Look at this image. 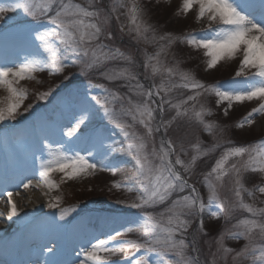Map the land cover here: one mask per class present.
<instances>
[{
	"label": "snow or ice",
	"instance_id": "6c2138e0",
	"mask_svg": "<svg viewBox=\"0 0 264 264\" xmlns=\"http://www.w3.org/2000/svg\"><path fill=\"white\" fill-rule=\"evenodd\" d=\"M159 2V0H157ZM198 6L196 13L197 22L207 19V29L200 33L190 32L182 37L166 33L157 37L153 27L142 19L144 9L138 0H112L110 12L101 18L99 10H90L74 0H7L0 3V22L10 17L8 13L21 12L24 19L15 22V26L8 28L7 25L0 29V43H21L28 49L23 57L16 60L5 58L0 62V88L7 90V97L0 100V125L5 122L16 121L23 113L19 111L28 95L26 87H18L20 81L35 80L36 73L47 71L50 75L60 74L69 66L81 65L80 74L99 68L101 65L116 60L132 62V57L121 51L119 47L98 42L103 36L105 40H113L111 31L105 33L104 28L108 25L111 13H117L119 9H127L128 31L134 32L137 41L143 39L151 43L156 39L167 41L162 44L154 54L145 53L144 67L151 66L153 75L165 72L169 77L175 75L177 70L162 67L160 56L166 49L180 40L192 48H203L206 61V69L214 68L220 61L234 59L238 54L242 55L239 68L235 72L232 81H217L215 84H205L196 79L191 71H180L182 83L171 84L170 81H162L159 86H151L146 91H138L136 94L144 97L143 102L133 103L129 98L130 107L125 108L121 104L120 112L117 113L112 107L118 100L124 97L118 92L105 88L104 85H95L89 81L90 88L99 87L107 95H93L89 91L79 95L70 101L66 112L49 117L52 125L60 134V139L50 142L46 136L41 137L42 147L38 149L40 156L33 154L34 164H38L34 174L38 176L35 183L29 179L22 184L24 189L44 188L49 191L59 189L60 185L52 178L53 172L62 175V182L81 177L92 176L99 168L107 170L112 174L117 171V165L104 164L102 161L109 159L110 155L123 151L124 146L116 147L112 139L114 133L112 127L118 128L127 139L126 149L134 152L135 164L138 169V192L136 200L127 202V206L133 209H148L165 204L174 194H178L171 204L158 214L143 211L134 220L126 222L124 231H131L133 227H142L143 242L115 243L116 237L121 235L120 231L108 234L105 238H96L88 247H81L76 252L75 264H113L111 257L122 250L130 248L145 249L146 252L156 254L155 260H150L146 255L137 259L134 264H201L199 248L196 246L195 238L192 241V249L195 255L188 256L186 250L188 244L183 237L191 224V218L202 217L205 210L212 217L224 213L225 218L231 217L236 205H229L226 200L220 198L218 187L223 186L226 176H234V196L239 207L252 214L253 219H242L238 226L241 231L229 233L231 238H243L247 241L238 251L227 248L223 244L224 233L217 240L219 245L217 253L221 259H226L228 253L234 252L232 260L234 264H241L249 260L251 264H264V245L257 246V235L264 241V208H256L252 204L244 202L243 193L253 195V190L245 188L242 175L249 170L264 174V140L254 144L227 147L215 160L210 171L203 177V186L207 189V202L202 198L201 192L190 184L186 174H190L197 160L206 156L209 152L219 147L214 143L211 147L201 148L200 141L193 145L196 154L187 162L176 154V148L171 140L161 138L159 150L152 149L151 156L158 157L159 164L154 165L146 151L145 136L138 135L135 131H129L132 125L123 123L119 115H130L133 122H138L146 130V136L152 138L155 133L164 129L166 135L168 125L178 117L190 116L203 125L206 132L212 133L215 122L205 121V115H211V110L200 105L199 110L195 108V102L205 92L214 94L217 105L226 102L231 108L234 102L243 103L259 99L261 103L252 109L243 118L237 127L243 128L245 124L253 123L255 114H264V0H182L179 12L187 14ZM119 19V15L116 17ZM124 25H121L123 30ZM152 32L151 39L148 33ZM94 45V46H93ZM155 62V63H153ZM108 80L123 78L127 81L136 80L137 77L128 67L121 68L112 74L101 73ZM242 77V86H234L236 78ZM67 79V77H65ZM168 84L169 86H165ZM59 85L56 86L58 88ZM129 91L133 89H144V85L137 81L129 83ZM184 88L192 90L193 94L173 103L171 99H165L161 95L172 91L173 88ZM55 88L37 94L38 99L46 100L53 94ZM156 98H159L157 101ZM192 103V107L187 105ZM175 109L172 120L165 121L163 113L165 105ZM33 106L24 109L28 112ZM228 108L225 109L227 114ZM161 119L156 121V114ZM70 125V126H68ZM109 143H105V142ZM183 151V148H181ZM46 154V158H45ZM247 155V159H243ZM174 156V159H173ZM100 157V162H94ZM241 158L235 163L229 161ZM179 166V169L177 168ZM214 178V179H213ZM115 187H125L132 191V185H123L114 182ZM187 194L180 195L182 193ZM259 193L264 194V185L258 187ZM6 202L11 206L8 218L19 216V210L13 201V192L5 193ZM19 195V193H15ZM48 195V192H45ZM62 200L60 196L50 197L48 207L59 208ZM0 197V203H4ZM124 203V201H120ZM215 205L216 210L213 209ZM75 209L73 208L72 211ZM69 209H59L60 221H51L55 230L65 229ZM185 217H188L187 219ZM197 229L204 232L203 219L198 220ZM206 234V233H205ZM47 243H51L48 241ZM47 243L39 245V256L44 257V264H67L61 259L62 250L57 242L52 246ZM212 264H216V253H213ZM39 256L33 259H39ZM176 258V259H174ZM0 264H8L0 260ZM27 264V262H21Z\"/></svg>",
	"mask_w": 264,
	"mask_h": 264
},
{
	"label": "rangeland",
	"instance_id": "374dc122",
	"mask_svg": "<svg viewBox=\"0 0 264 264\" xmlns=\"http://www.w3.org/2000/svg\"><path fill=\"white\" fill-rule=\"evenodd\" d=\"M74 2L80 3L82 6L88 7L90 10H99L101 12V18L110 12L112 0H74ZM129 0H125L128 3ZM0 3H7V0H0ZM139 5L144 9V15L142 19L150 24L157 37L166 33H171L174 36L182 37L190 32L200 33L201 30L207 29V19H202L197 22L196 13L198 6H194L191 11L184 14L182 11L178 13L181 8L182 0H138ZM119 15V19L116 17ZM10 19L0 22V29H3L5 25L8 28L15 26V22L24 19L21 12H13L7 14ZM173 17V22H171ZM181 21V22H180ZM121 25H124L121 30ZM128 17L127 9L121 8L117 13H111V18L104 31H111L113 34V40H105L103 36L98 42L110 44L113 47H119L121 51L132 57V62L124 60L110 61L99 68L80 74L81 65L78 63L75 66L69 65L63 73L50 75L47 71L36 73L35 80H23L20 81L18 87H26L28 89V95L23 105L19 109L22 116H18L16 121L5 122L0 125V176L7 179L15 180L19 177L17 174V166L27 164L35 171L38 168V164H34L33 154L40 156L41 152L38 150L42 147L41 137L46 136L50 142L60 139V134L57 129L52 125L49 117L59 115L62 112H66L69 102L75 100L79 95L83 94L85 90L89 91L93 95H107L103 89L96 87L90 88L89 81L95 85H104L105 88L111 91L118 92L124 97L123 101H117L112 107L117 113L120 112L121 104L125 108L130 107L128 99L130 98L133 103H141L144 97L137 95L138 91H146L149 87L155 85L159 86L162 81H170L171 84L179 85L182 83L180 79V71H191L196 79L203 81L207 84H215L217 81H232L231 75L235 74L239 68L240 59L242 55L238 54L234 59L222 60L214 68L206 69V61L208 59L205 56V50L203 48H192L187 43L176 40L174 44L166 49L165 53L160 56L162 67H169L177 70L175 75L169 77L167 73L161 72L153 75L151 66L145 69L144 59L145 53L154 54L162 44H166L167 41H161L156 39L154 42L148 43L143 39L137 41L135 39V33L128 31ZM148 37L151 39L153 33L149 32ZM94 46V45H93ZM190 47V49H189ZM192 49V50H191ZM183 50H189L188 54L197 53L198 56L194 57L190 55L191 62H182ZM28 49L21 43H9L5 45L0 43V58L4 59L11 56L14 59L23 57L27 53ZM155 63V62H153ZM186 64H193L191 66ZM128 67L132 73L137 77L136 80L127 81L123 78H117L115 80H108L106 76L101 73L108 72L112 74L119 71L121 68ZM67 77V79H65ZM139 81L144 85V89H133L129 91V83L135 84ZM243 78H236L234 86H242ZM59 85L58 88L56 86ZM169 86L168 84L165 85ZM50 88H55L51 96L46 100L38 99L37 94L42 91H46ZM181 88H173L171 92L165 94L161 92L165 99H171L173 103L179 101L181 96ZM189 91L190 89H185ZM180 91V92H179ZM192 93V90H190ZM189 93V94H191ZM8 95L7 90L0 88V100H3ZM157 101L159 98H156ZM216 96L214 94H208L205 92L201 95L197 102H195L196 110H199L200 105L210 109L211 103L215 101ZM261 101L259 99H253L251 101H244L243 103L234 102L231 108H228L226 102L221 103L217 107L219 116L214 114L211 110V115H205L204 119L207 122H215L218 127L213 129L212 133H208L204 130L203 125L198 123L194 118L190 116L178 117L168 125L167 133L165 135L164 129H161L159 133H155L152 138L146 136V130L138 122H133L130 115H119L118 118L121 122L132 125L129 131H135L138 135L145 136L146 139V151L149 153L150 160L154 165L159 164L158 157H152V149L155 147L159 150L161 138L171 140L176 148V154L181 156V159L186 162L196 154L193 145L200 141L201 148L211 147L214 143H218L219 147L215 151L209 152L208 155L200 157L190 174H186L190 184H194L195 187L201 192L202 198L207 202V189L203 186V177L210 171L214 165L215 160L219 158L221 153L227 147L243 146L254 144L257 141L264 140V114H255L253 116L252 124H245L243 128L237 127V124L243 120L244 117L254 108H257ZM29 105L33 107L24 112L25 108ZM189 108L192 105L187 106ZM228 108L227 114L225 109ZM216 115V116H215ZM175 116V109L170 108L167 104L163 113V119L165 121L172 120ZM161 119L159 113L156 114V121ZM222 122H221V121ZM231 121L232 124H227ZM226 125H225V124ZM229 125V126H227ZM70 126V125H68ZM230 126L235 130L234 135ZM114 133L112 139L116 142V147L120 148L124 146L123 151H118L110 155L109 159L102 161L104 164L117 165V171L115 174L107 170L95 171L92 176L81 177L73 180H66L62 182V175L59 172H53L52 178L60 185L59 189L51 190L52 197L60 196L62 200L59 204L58 212L52 213V208H49V215L44 218H36L38 211L32 214L36 220L29 223L32 217H25L23 220H19L15 225L9 226L6 232L0 231V249L7 248L12 251H19L24 244H27L28 248L32 252H38L39 245L47 243V246L59 243L63 245V241L67 235L71 232L72 228L78 222L79 218H87L89 211L91 213L97 212L98 218L104 217L107 219L109 226V232L104 236L97 238H105L108 234H114L116 231H120L121 235L116 237L115 243L122 242H143L147 237L144 236L142 227H133L131 231H124L126 222L134 220L137 216H140L143 211L153 212L158 214L168 207L172 200L177 198L174 193L165 204L158 205L154 208L148 209H133L127 206V202L136 200L139 195L138 192V169L135 164L134 152L126 149L127 139L123 136L122 132L118 128L112 127ZM231 134H230V133ZM106 144L109 142H105ZM183 148V151H181ZM46 158V154H45ZM174 159V156H173ZM241 158H235L229 161V164L235 163ZM247 159V155L243 157ZM101 158L96 157L94 162H100ZM179 167V166H178ZM25 170V169H23ZM22 172V171H21ZM214 179V178H213ZM114 182L123 185H132V191H128L125 187H115ZM242 182L245 188L253 190V195L249 196L246 192L243 193V199L245 203L252 204L256 208H264V194L259 193L258 187L264 185V174L260 172H253L251 170L244 172L242 175ZM2 184V183H1ZM234 176L231 174L226 176L222 187H218V192L222 200H226L229 205H236L230 218L226 219L224 213H219L217 217H212L208 210L202 214V217L191 218V224L183 237L177 236V239L183 238L188 244L186 253L188 256H193L195 253L192 249V241L195 238L196 246L199 248V255L201 264H212L213 253H216V264H234L232 256L234 252L228 253L226 259L220 258V253H217L219 247L217 240L220 234L224 233L223 244L227 248L238 251L244 244L247 243L243 238L234 239L231 238L229 233L241 231L242 228L238 226L239 221L242 219H253L252 214L248 213L246 209L239 207L238 202L234 196ZM187 194L182 193L180 195ZM120 201H124L121 203ZM69 209L68 215L65 217L67 225L65 229L55 230L51 226L53 215L55 220L59 223V209ZM75 209L72 211V209ZM93 210V211H92ZM216 210L215 205L213 209ZM94 214H89L92 217ZM93 218V217H92ZM186 219L188 217H185ZM203 219V229L201 232L197 229L198 220ZM29 223L30 226L22 227L17 232H14L15 228L21 227L23 224ZM206 233V234H205ZM34 238L40 242L39 245L32 244L30 239ZM92 242H95L93 240ZM257 246L264 245V241L257 235ZM61 259L68 261V264H75V254H66L61 248ZM148 256L150 260H155L156 254L146 252L145 249L130 248L122 250L117 253L116 256L111 257L113 264H134L137 259H142ZM41 264H44V257L41 256ZM176 259V258H174ZM35 261V260H33ZM22 262H29L24 260ZM30 264H35L31 263ZM241 264H251L250 259L242 261Z\"/></svg>",
	"mask_w": 264,
	"mask_h": 264
},
{
	"label": "bare ground",
	"instance_id": "6f19581e",
	"mask_svg": "<svg viewBox=\"0 0 264 264\" xmlns=\"http://www.w3.org/2000/svg\"><path fill=\"white\" fill-rule=\"evenodd\" d=\"M181 56L184 57V55ZM3 58L4 57L0 58V62H3ZM7 59L16 60L11 56H8ZM34 176L38 177L34 174V171L32 170L29 171L25 176L18 178L14 181L8 182L4 186L0 187V197H3L5 200L4 203H0V231L6 232L9 226L15 225L19 220H23L26 216L33 214L37 206L45 205V201L42 200L41 197L37 196V192H35L32 187L29 189H24L22 187V184L26 183L28 178ZM8 191L13 192L12 199L15 202L17 209L20 213L19 216H14L11 219L8 218L11 206L6 202L7 197L5 195V193ZM17 192L19 193V195H15V193ZM101 236H104V234H102ZM94 239L95 237H90V240ZM32 242L36 245L40 244V242L36 239H32ZM81 247H87V245L83 244ZM19 249V251L15 252L12 250H8L7 248H1L0 260L7 261L8 264H16V259L18 258L19 260H37V264H41L42 258L41 256H39V253L32 252L30 248H28L27 244H24L22 248ZM36 256H39V259H33V257ZM8 258L10 260H7Z\"/></svg>",
	"mask_w": 264,
	"mask_h": 264
},
{
	"label": "trees",
	"instance_id": "16d2710c",
	"mask_svg": "<svg viewBox=\"0 0 264 264\" xmlns=\"http://www.w3.org/2000/svg\"><path fill=\"white\" fill-rule=\"evenodd\" d=\"M171 22H173V17H171ZM181 22V21H180ZM189 49H190V47H189ZM192 50V49H191ZM188 51L189 50H183V55H184V58L182 59V62L183 63H185L186 61L188 62V63H190L191 61V58H190V55H192V56H194V57H196V56H198V54L197 53H195V54H188ZM186 65H189V66H191V65H193V64H186ZM181 96L179 95V97H180V99H184V98H186L188 95H192L193 94V92L191 93L190 92V90L189 91H187V92H185L186 90L184 89V88H181ZM179 91V92H180ZM189 93H191V94H189ZM179 99V100H180ZM189 105H192V103H190ZM188 105V106H189ZM217 105H216V103H215V101H213V103H211V106H210V108H211V110H212V112L214 113V114H216V115H218L219 116V113H218V111H216L217 110ZM215 115V116H216ZM221 121V120H220ZM222 122V121H221ZM225 124V123H224ZM227 124H232V122L231 121H229V122H227ZM226 125V124H225ZM227 126H229V125H227ZM230 130H231V132H232V134H231V136L232 135H234V132H235V130L234 129H232V126H230ZM236 133V132H235Z\"/></svg>",
	"mask_w": 264,
	"mask_h": 264
},
{
	"label": "water",
	"instance_id": "95a60500",
	"mask_svg": "<svg viewBox=\"0 0 264 264\" xmlns=\"http://www.w3.org/2000/svg\"><path fill=\"white\" fill-rule=\"evenodd\" d=\"M178 168V167H177Z\"/></svg>",
	"mask_w": 264,
	"mask_h": 264
}]
</instances>
